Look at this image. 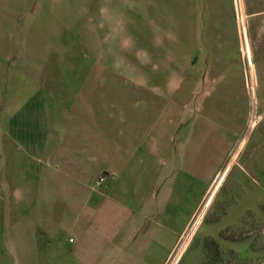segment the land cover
Returning a JSON list of instances; mask_svg holds the SVG:
<instances>
[{"label":"crops","instance_id":"1","mask_svg":"<svg viewBox=\"0 0 264 264\" xmlns=\"http://www.w3.org/2000/svg\"><path fill=\"white\" fill-rule=\"evenodd\" d=\"M53 4L60 16L59 1ZM101 9L107 22L112 7ZM135 11V21H142L143 11ZM153 11L159 22L153 29L133 24L136 46H168L169 69L88 71V86L62 87L32 109L41 111V125L32 121L11 130L9 169L27 163L30 174L42 179L27 189L19 215L0 216V233L9 224L0 240V264H169L208 195L190 235L238 172L233 167L220 181V170L205 177L200 157L195 154L193 166L192 154L208 142L216 154L218 145L230 141L238 154H264L256 144H264V119H253L258 106L241 93L243 76L248 85L246 56L254 101L264 88V0H162ZM122 41L121 47L128 45ZM199 86L203 98L194 119ZM244 126L253 134L261 128L249 151L250 138L237 132ZM254 168L241 167L249 174ZM254 262L264 264V254Z\"/></svg>","mask_w":264,"mask_h":264},{"label":"rangeland","instance_id":"2","mask_svg":"<svg viewBox=\"0 0 264 264\" xmlns=\"http://www.w3.org/2000/svg\"><path fill=\"white\" fill-rule=\"evenodd\" d=\"M28 1L0 0V216L19 215L23 208L20 205L30 193L27 189L42 179L41 175L30 174L29 171L33 169L28 168L27 163L20 162L19 167L12 170L8 165V155L15 145L10 143L11 130H22L27 122L31 125L32 121L41 125V111L32 109H40L47 100L50 102L51 98H47L49 94L59 93L62 87L79 90L88 86V71H160L169 69L170 65L168 46H136L134 36H137V32L132 30L133 24L153 29L154 24L159 23L153 17L154 4L162 0H114L113 4L110 0H34L32 5H26ZM47 1L51 9L54 1H59L60 16L54 8L51 10L53 14L43 10L47 7ZM26 6L28 10L24 14L22 12ZM103 7H112L107 22L104 20L106 15L99 14ZM135 10L143 11L142 21H135ZM48 24L50 29H47ZM122 39L128 45L121 47ZM108 41L111 42L109 46L106 44ZM114 42L120 46H113ZM245 62L248 85H244L243 76L241 93L246 103L253 105L255 102V106H258L253 119L258 117V122H261L264 119V88H259L258 99L254 101L247 56ZM245 71L242 69L243 73ZM50 72L51 75H48ZM58 72H66L63 79L55 78ZM79 73L82 74L81 78L78 77ZM15 87L18 89L16 94ZM200 87H197L192 102L194 119L198 116L195 105L202 103L203 98ZM35 113H39V116ZM49 115L52 116L53 111H49ZM237 132L241 133L240 139L244 136L250 138L246 149L249 151L256 134L245 126L237 127ZM256 144L259 150L264 146L261 142ZM232 146L233 141L218 145L214 154L215 150L208 142L203 149H198V153L195 151L192 154L193 166L195 154L197 158L200 157L198 160H201L205 177L209 174L214 176L220 170L217 177L220 181L233 167L238 172L232 173L224 182L208 206L201 224L190 235L208 195L169 264H251L252 259L264 254V240L261 239L264 230V154H238L237 150L233 152ZM36 159L38 164L49 166V162ZM234 160H237L236 165ZM250 165L256 166V173L249 174L241 169ZM243 176L248 183L242 180ZM247 185H254L256 189ZM39 195H42L41 191ZM7 227L1 229L0 240L9 233ZM5 240L10 244L8 236ZM178 254L179 257L175 259Z\"/></svg>","mask_w":264,"mask_h":264},{"label":"built area","instance_id":"3","mask_svg":"<svg viewBox=\"0 0 264 264\" xmlns=\"http://www.w3.org/2000/svg\"><path fill=\"white\" fill-rule=\"evenodd\" d=\"M238 14H239V20H240V23H241V19H240V12L238 11ZM242 24V23H241ZM249 74H251V70H250V72H249ZM251 78V77H250ZM104 181H105V177L104 176H102V177H100L99 178V180H98V185H100V184H103L104 183Z\"/></svg>","mask_w":264,"mask_h":264},{"label":"bare ground","instance_id":"4","mask_svg":"<svg viewBox=\"0 0 264 264\" xmlns=\"http://www.w3.org/2000/svg\"><path fill=\"white\" fill-rule=\"evenodd\" d=\"M251 126H253V124Z\"/></svg>","mask_w":264,"mask_h":264}]
</instances>
